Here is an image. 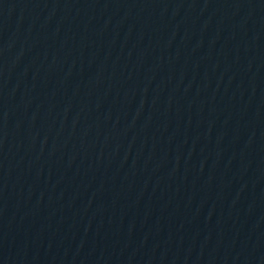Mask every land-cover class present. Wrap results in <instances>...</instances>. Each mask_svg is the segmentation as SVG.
I'll use <instances>...</instances> for the list:
<instances>
[{"label":"water","instance_id":"water-1","mask_svg":"<svg viewBox=\"0 0 264 264\" xmlns=\"http://www.w3.org/2000/svg\"><path fill=\"white\" fill-rule=\"evenodd\" d=\"M0 264H264V0H0Z\"/></svg>","mask_w":264,"mask_h":264}]
</instances>
